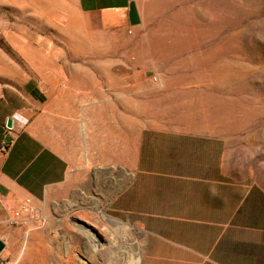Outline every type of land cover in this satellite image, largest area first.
Instances as JSON below:
<instances>
[{"label": "rangeland", "instance_id": "rangeland-1", "mask_svg": "<svg viewBox=\"0 0 264 264\" xmlns=\"http://www.w3.org/2000/svg\"><path fill=\"white\" fill-rule=\"evenodd\" d=\"M50 62L59 95L33 84ZM15 79L68 170L8 264H127L120 244L142 257L116 202L154 122L209 119L264 170V0H0V81Z\"/></svg>", "mask_w": 264, "mask_h": 264}, {"label": "crops", "instance_id": "crops-1", "mask_svg": "<svg viewBox=\"0 0 264 264\" xmlns=\"http://www.w3.org/2000/svg\"><path fill=\"white\" fill-rule=\"evenodd\" d=\"M63 72L51 63L33 84L59 95ZM38 119V98L20 80L0 81V264L30 228L27 214L13 224L11 210L27 198L42 205L67 176ZM160 121L137 132L130 182L116 202L142 229L141 264H264V170L235 145L233 130L209 119Z\"/></svg>", "mask_w": 264, "mask_h": 264}, {"label": "built area", "instance_id": "built-area-1", "mask_svg": "<svg viewBox=\"0 0 264 264\" xmlns=\"http://www.w3.org/2000/svg\"><path fill=\"white\" fill-rule=\"evenodd\" d=\"M3 149L4 147L1 150ZM23 214H27L30 220L36 224H42L44 222L40 208L36 207L30 198L25 199L17 209L11 210L12 223H18L22 219Z\"/></svg>", "mask_w": 264, "mask_h": 264}, {"label": "bare ground", "instance_id": "bare-ground-1", "mask_svg": "<svg viewBox=\"0 0 264 264\" xmlns=\"http://www.w3.org/2000/svg\"><path fill=\"white\" fill-rule=\"evenodd\" d=\"M95 240V239H94ZM92 242V241H91ZM120 240H119V244H120ZM94 243V242H93ZM100 245V244H99ZM94 246H98V244H94ZM93 246V247H94ZM101 246H103L101 244ZM122 250H124L126 253H127V264H141V256L139 255L138 252H136L131 245L129 244H125V245H122L120 244ZM126 262V261H125Z\"/></svg>", "mask_w": 264, "mask_h": 264}, {"label": "water", "instance_id": "water-1", "mask_svg": "<svg viewBox=\"0 0 264 264\" xmlns=\"http://www.w3.org/2000/svg\"><path fill=\"white\" fill-rule=\"evenodd\" d=\"M6 127L10 128L11 127V119H8L6 122ZM5 244L3 241L0 240V252L4 249Z\"/></svg>", "mask_w": 264, "mask_h": 264}]
</instances>
